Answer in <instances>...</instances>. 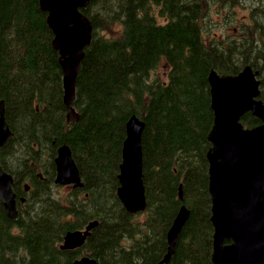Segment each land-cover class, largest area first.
<instances>
[{
    "label": "trees",
    "instance_id": "obj_1",
    "mask_svg": "<svg viewBox=\"0 0 264 264\" xmlns=\"http://www.w3.org/2000/svg\"><path fill=\"white\" fill-rule=\"evenodd\" d=\"M39 1L0 0V101L12 132L0 148V164L16 177V198H25L15 219L0 208V264H24L21 253L26 264H72L82 250L98 264H159L167 231L183 204L189 216L167 264H213L206 158L213 123L208 74L215 70L234 75L250 65L264 87V61L244 57L252 39L264 44V0L251 5L250 15L242 20L233 13L236 5L223 0H90L79 8L93 31L76 80V122L66 119L59 54L52 47L53 33ZM232 21L227 34L226 25ZM132 115L144 122L146 218L138 227L153 238L147 242L143 231L138 237L125 235L129 243L123 244L119 234L135 214L118 199L117 174L126 122ZM240 121L245 127L261 123L249 113ZM20 127L26 157L33 159L22 175L4 164ZM62 144L70 147L82 182L81 188L70 190L68 204L47 191ZM44 155L50 166L47 179L35 170L36 160ZM17 177L29 181L28 191ZM73 218L80 222L73 223ZM92 219L98 224L80 248L59 249L67 231ZM137 240L131 251L117 252V247L128 250Z\"/></svg>",
    "mask_w": 264,
    "mask_h": 264
},
{
    "label": "water",
    "instance_id": "obj_2",
    "mask_svg": "<svg viewBox=\"0 0 264 264\" xmlns=\"http://www.w3.org/2000/svg\"><path fill=\"white\" fill-rule=\"evenodd\" d=\"M89 0H40L41 10L53 33L52 47L59 53L62 71V103L68 122H76L79 113L73 106L76 80L89 45L92 32L89 19L79 8ZM82 24L86 31L82 32ZM257 71L245 65L236 74H208L210 106L213 123L207 133L210 147L208 161V191L211 197L213 225V264H264V100L259 98ZM261 123L244 127L240 119L246 114ZM144 122L132 115L126 122V136L122 143L121 162L117 174V196L127 212L145 210V190L142 181V144ZM12 132L0 101V147L11 138ZM260 142V143H259ZM263 159V160H262ZM57 185L81 187L79 169L67 144L57 149L54 160ZM13 178L0 166V207L6 217L17 216ZM239 185V186H238ZM25 185V190H28ZM181 197V184L178 191ZM22 201L23 197L20 198ZM189 216L181 205L168 231L166 252L159 264L169 263L179 232ZM97 220L89 221L82 230L69 231L63 236L61 249L80 247ZM225 241H231L224 244ZM73 264H97L95 258L82 255Z\"/></svg>",
    "mask_w": 264,
    "mask_h": 264
},
{
    "label": "rangeland",
    "instance_id": "obj_3",
    "mask_svg": "<svg viewBox=\"0 0 264 264\" xmlns=\"http://www.w3.org/2000/svg\"><path fill=\"white\" fill-rule=\"evenodd\" d=\"M258 1L259 0H223L222 2L232 4V5H236V8L233 11V13L236 15L237 19L242 20L243 18L250 15V13H251L250 6L254 5L256 7ZM211 11L213 12V8H211ZM216 11H219V8ZM253 13L255 14L256 12L254 11ZM97 17L103 23V21L101 20V18L98 15H97ZM256 17H257L258 22H261V18H260L259 13H257ZM213 18H215L214 15H213ZM233 25H234L233 21L230 24L226 25L225 32L227 34H230L232 32ZM117 27H118L117 24H115L113 26V28H117ZM81 28H82V32L86 31V25L85 24H82ZM92 31H93V27L91 25V32ZM98 32H100L101 36H106L105 31L98 30ZM250 43H251L252 47L245 49L244 57L249 56L250 58L253 57L252 59H255L257 61H264V44L259 45L253 39L251 40ZM253 49H260V50L253 51ZM52 92H53V89L49 88L47 93L51 94ZM261 92H262V95L264 96V87H261ZM44 107L46 109L49 107L47 109V110H49L50 109L49 103H46V105H44ZM17 135L18 136H16V135L14 136L13 140L10 143V146L8 147V149L6 150V152L4 154V164L7 167H9L10 169H12L14 172H17L18 175H22V174H25V172L27 171L28 165L30 164V162L33 161V159H31L30 156L26 157L27 150H26V147H24L26 142L23 141L24 140V128L20 127L17 130ZM48 146H49V143L45 142L44 143V149L46 150V148ZM45 157L46 156L44 155L42 160H40V161L38 160L39 164H38V161L36 160L35 170L42 173V175H44L45 178L47 179L46 174L49 173L50 166L48 163V159ZM23 182L29 184L28 180H24ZM48 185H49V188L47 189V191L52 197L57 198L62 204H68L71 202L72 194L69 191V190H71V189H69V186L66 187L65 185H57V184H54L53 181L49 182ZM80 196H82V195H80ZM145 218L146 217L144 215V210H143V211H138L137 213H135L134 219H132V220H130V218L127 219V221L125 222V225H124L125 228L123 229V231H121V234H119L118 241L120 239H122L121 241L123 244H128L129 241L126 239H123V237L125 235L136 234V236L138 237L139 234H142L144 230H143V228L138 227V225L144 223ZM72 222L74 223V222H80V221L77 218H73ZM126 224H129V226H126ZM81 228H83V226H81L77 229H81ZM29 230H30V232H34L35 228H33V230H32V228H30ZM152 238H153V235L151 233L147 234V232H145L144 239L147 242L150 241ZM84 243H85V241L83 242V244ZM138 244H139V241L137 240L128 250L127 249H121L118 247L116 250H117V252H121V253L131 251L132 248ZM21 254H22L21 258L24 260L23 263L26 264V258L24 257L23 253H21ZM84 254H88V251L82 250L79 255H84Z\"/></svg>",
    "mask_w": 264,
    "mask_h": 264
},
{
    "label": "flooded vegetation",
    "instance_id": "obj_4",
    "mask_svg": "<svg viewBox=\"0 0 264 264\" xmlns=\"http://www.w3.org/2000/svg\"><path fill=\"white\" fill-rule=\"evenodd\" d=\"M37 176L39 177V179H41V177H42V176H40V175H38V174H37ZM12 178H13V180H14V182H15L16 177L13 175ZM27 179L29 180V174L27 175ZM17 180H19V181L21 182L22 180H24V178L17 177ZM53 181H54V179H53ZM14 182H13V184H14ZM23 183H24V182H23ZM23 183H22V185H23ZM53 183H54V182H53ZM54 184H55V183H54ZM65 186H66V187L69 186V189H71V191L75 189L74 187H71L70 184H69V185H65ZM70 187H71V188H70ZM81 187H82V186H81ZM69 189H68V190H69ZM24 191H25V190H24ZM69 191H70V190H69ZM20 197H21V196H18V197L16 198V209H17V207H18L19 204L24 203V202H21V201H20V199H19ZM183 205H184V204H183ZM184 206H185V205H184ZM185 207H186V206H185ZM186 208H187V207H186ZM187 209H188V208H187ZM2 211H3V210H2ZM17 215H18V213H17ZM16 217H17V216H16ZM210 222H211V207H210ZM211 225H212V222H211ZM212 229H213V225H212ZM74 230H77V229H74ZM74 230H69V231H74ZM79 230H82V229H79ZM67 232H68V231H67ZM91 232H92V230H91ZM213 232H214V231H213ZM90 234H91V233H90ZM90 234H89V235H90ZM89 235H88V236H89ZM88 236H87V237H88ZM87 237H86V238H87ZM85 240H86V239H85ZM212 246H213V233H212ZM59 249H61V248H60V243H59ZM62 250H64V249H62ZM65 250H66V249H65ZM95 259H96V258H95ZM211 261H212V260H211ZM212 263H213V262H212Z\"/></svg>",
    "mask_w": 264,
    "mask_h": 264
},
{
    "label": "bare ground",
    "instance_id": "obj_5",
    "mask_svg": "<svg viewBox=\"0 0 264 264\" xmlns=\"http://www.w3.org/2000/svg\"><path fill=\"white\" fill-rule=\"evenodd\" d=\"M260 143V142H259ZM54 182V181H53ZM57 189V188H56ZM63 239V238H62Z\"/></svg>",
    "mask_w": 264,
    "mask_h": 264
}]
</instances>
